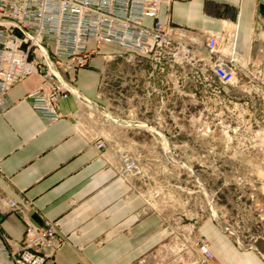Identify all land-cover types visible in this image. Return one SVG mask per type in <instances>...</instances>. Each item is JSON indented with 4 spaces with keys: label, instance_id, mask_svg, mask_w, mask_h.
<instances>
[{
    "label": "crops",
    "instance_id": "crops-1",
    "mask_svg": "<svg viewBox=\"0 0 264 264\" xmlns=\"http://www.w3.org/2000/svg\"><path fill=\"white\" fill-rule=\"evenodd\" d=\"M159 20L189 30L200 43L212 33L232 36L242 62H264V5L258 0H162ZM103 44L118 48L105 52ZM89 50V64L70 73L85 103L62 99L61 118L45 119L33 107L29 94L40 86L39 75L6 94L9 106L0 107V233L11 249L23 240L28 221L55 222L66 244L45 264H144L165 241L167 227L154 210L143 214L145 201L120 175L117 154L97 147V121L89 131L81 118L89 106L104 107L111 123L131 128L145 116L156 124L157 109L152 105L149 114L139 107V65L129 61L128 49L107 42L98 49L90 41ZM9 199L21 210L11 211ZM201 230L215 252L223 243L231 264H264L261 254L240 251L215 224L206 222ZM0 264L15 263L0 249Z\"/></svg>",
    "mask_w": 264,
    "mask_h": 264
},
{
    "label": "built area",
    "instance_id": "built-area-1",
    "mask_svg": "<svg viewBox=\"0 0 264 264\" xmlns=\"http://www.w3.org/2000/svg\"><path fill=\"white\" fill-rule=\"evenodd\" d=\"M258 1L264 5V0ZM161 2L0 0V107L9 106L6 94L11 87L31 75H39L40 86L29 94L33 107L45 119L61 118L62 99L75 96L85 103L76 77L70 73L89 64V42L94 41L98 49L103 42L117 44L129 50V61L139 65V107L144 113H149L153 106L158 109L159 99L179 89L186 79H217L220 93L237 84L254 91L248 108L239 104L247 111V118L235 120L233 132L237 138L248 139L254 168H264V62L251 67L242 62L232 36L212 33L205 43H200L189 30L161 22ZM148 18L154 23L147 24ZM134 85L137 87V83ZM89 108L97 113L105 111L104 107ZM105 119L113 120L108 110ZM156 120L159 123L158 116ZM149 125L152 126L146 116L139 119V126ZM245 132L247 137L243 136ZM99 137L97 147L103 149L107 143ZM122 160L120 175L124 177L123 173L135 167L127 156ZM6 203L11 211L21 210L13 199ZM197 242L204 257L213 259L214 252L205 237L201 235ZM65 244L66 238L55 222L38 226L28 221L23 240L11 249H7L0 233V249L15 264H45Z\"/></svg>",
    "mask_w": 264,
    "mask_h": 264
},
{
    "label": "rangeland",
    "instance_id": "rangeland-1",
    "mask_svg": "<svg viewBox=\"0 0 264 264\" xmlns=\"http://www.w3.org/2000/svg\"><path fill=\"white\" fill-rule=\"evenodd\" d=\"M117 48L103 44L102 51ZM186 80L159 99L157 124H113L105 119V108L89 110L82 127L91 131L97 121L100 136L117 154L120 174L123 156L129 158L135 168L123 173L124 179L145 201L143 214L154 210L167 227L165 241L144 264H231L223 243L217 252L211 248V260L201 253L197 239L206 222L240 251L254 250L264 258V168H254L248 139L233 132L234 121L247 118L239 104L248 108L255 92L237 84L220 93L212 77ZM205 239L211 247L212 239Z\"/></svg>",
    "mask_w": 264,
    "mask_h": 264
},
{
    "label": "bare ground",
    "instance_id": "bare-ground-1",
    "mask_svg": "<svg viewBox=\"0 0 264 264\" xmlns=\"http://www.w3.org/2000/svg\"><path fill=\"white\" fill-rule=\"evenodd\" d=\"M198 243V242H197Z\"/></svg>",
    "mask_w": 264,
    "mask_h": 264
}]
</instances>
